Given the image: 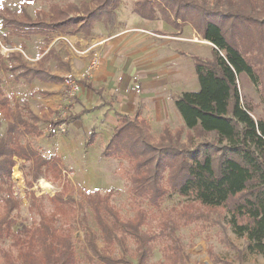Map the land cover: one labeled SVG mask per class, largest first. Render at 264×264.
Returning <instances> with one entry per match:
<instances>
[{
	"label": "trees",
	"instance_id": "trees-1",
	"mask_svg": "<svg viewBox=\"0 0 264 264\" xmlns=\"http://www.w3.org/2000/svg\"><path fill=\"white\" fill-rule=\"evenodd\" d=\"M40 1L49 2V10L39 9L35 17L24 4L20 13L9 7L0 8V24L18 33L57 30L91 35L97 21L108 30L114 28L122 0ZM133 1V12L140 17L163 19L176 27L189 23L213 45L212 57L193 55L199 89L182 92L175 98L183 125L175 131L165 127L156 137L140 113L135 116L117 113L119 123L104 156L128 164L126 179L137 213L130 218L120 215L111 202L114 188L105 193L97 189L89 191L85 202L92 209L105 242L101 248L87 223V214L78 217L77 211L85 204L73 196L64 197L70 182L63 180L65 174L58 157L43 155L34 144L23 139L28 134L42 133L38 120L20 106L13 110L4 91L5 78L0 75V114L9 120L0 130V264H84L78 256L73 233H64L55 225L60 216L66 215L67 203L69 220L83 224L85 229L84 255L89 261L187 264L177 235L178 223L200 221L208 213L192 215L183 208L175 221L169 217L161 219L157 232L149 226L146 220L149 215L142 208L143 201L160 208L165 197L173 192L184 197L185 203H196L210 210L225 209L233 231L246 237L247 248L264 255V118H256L254 108L242 102L238 82V75L246 71L257 84L255 68L249 59L262 54L263 43L257 46V36L251 41L250 31L252 27H264V0ZM258 49L261 53H256ZM11 55L8 61L12 57L18 61L13 71L19 67L22 68L19 75L29 78L38 75L39 71L29 68L21 57ZM7 60L0 54L4 69H9ZM62 121L53 123L58 125ZM184 131L188 133L187 143L182 140ZM210 134L213 138L206 139L205 135ZM195 135L204 138L193 143ZM16 158L22 160L28 188L40 177L54 176L62 183L60 192L50 197L53 212L46 215L42 209L38 210L40 220L33 225L12 215L20 207L12 176ZM35 202L34 199L32 205ZM214 221L213 224L218 220ZM145 225L149 227L146 229ZM6 240L11 241L13 249L3 245ZM157 242L162 245V259L148 263ZM224 242L232 244L228 239ZM115 244L120 246L117 255L109 251ZM208 253L214 263L233 264L221 259L211 247Z\"/></svg>",
	"mask_w": 264,
	"mask_h": 264
},
{
	"label": "crops",
	"instance_id": "crops-1",
	"mask_svg": "<svg viewBox=\"0 0 264 264\" xmlns=\"http://www.w3.org/2000/svg\"><path fill=\"white\" fill-rule=\"evenodd\" d=\"M131 17L133 24L124 22L120 29L113 31L106 29L103 24V31L108 33L104 37L96 32L97 25L102 23L97 21L91 35L52 30L47 31L43 38L24 39L16 44L6 43L7 54L0 49L4 61L14 54L21 57L29 68L39 71L33 78L19 75L22 68L12 70L18 66L16 57H12L11 61L7 60L9 69L0 65V75H4L5 82L6 72L10 73L9 81L13 86L6 89L5 82L3 86L5 94L11 99V107L15 111L20 106L23 112H31L36 116L42 132L39 136L25 135L23 139L34 144L43 155H56L63 172H67L66 168H69L67 174L72 181L76 178L75 169L71 164L72 159L64 150L69 149L68 144L74 142V136L81 138L88 151L97 152L99 159L107 164L109 160L118 161L104 156L105 147L119 123L117 113L130 116L140 113L150 124L153 133L156 127L177 129L183 125V119L175 106L176 96L185 91H197L200 87L196 82L193 55L211 57V54L202 55L177 49V45L194 47L198 44L193 33L200 34L189 23L176 27L168 22L162 24L159 19L148 20L139 16L141 20H138L133 14ZM51 35L54 37L51 38ZM101 39L106 41L99 46L101 61L98 68L91 78L80 82L77 96L69 101L65 94L64 77L69 72L79 73L86 67L91 54L82 51ZM210 48L213 49V45ZM187 58L190 59L189 72L184 66ZM65 106L69 110V117L65 122L66 131L53 134L48 127L56 121ZM8 122L0 114L1 130ZM16 160L15 169L19 175L17 179L23 182L22 160ZM97 176L92 188L88 187L91 183L89 175H86L84 183H78L89 191L114 188L105 185V179ZM106 178L108 181L112 180ZM242 238L241 245L230 238L228 240L232 244L225 243L230 247H237V262L218 254L219 257L233 264H246L245 256L253 254L259 264H264V255L251 252L247 248L246 237Z\"/></svg>",
	"mask_w": 264,
	"mask_h": 264
},
{
	"label": "rangeland",
	"instance_id": "rangeland-1",
	"mask_svg": "<svg viewBox=\"0 0 264 264\" xmlns=\"http://www.w3.org/2000/svg\"><path fill=\"white\" fill-rule=\"evenodd\" d=\"M213 1V0H210ZM24 4V7L35 17L36 11L39 9L49 10V2H42L40 0H0V8L9 7L14 11L21 12L20 6ZM133 0H122L121 5L118 8L117 12L120 18L117 17L115 26L113 29H120L121 24L126 22L127 24H133L131 15L135 16L138 20H141L140 17L133 13ZM161 20L162 24H165L166 21ZM122 22V23H121ZM191 25V24H190ZM192 26V25H191ZM252 27V25H251ZM104 25L103 23H99L97 25L96 32L100 33L103 37L107 36L108 33L103 31ZM164 32V31H161ZM48 32H40L34 34L27 33H18L13 32L10 29L3 27L0 24V49L4 54L8 53V47L6 43H14L16 44L20 40L24 39H36L43 38ZM251 41L254 37H258L257 41L259 43L257 46H261L263 43V52L262 54H258L252 56L249 59L250 64L255 68V77L257 78V84L252 80L251 76L243 71L238 75L239 88L241 92V96L243 98L242 102L249 103L253 108V113L256 118L263 117L264 118V27H252L250 31ZM37 35V36H35ZM54 37L51 35V38ZM193 38L197 40L198 44L194 47L177 45L178 50L182 49L183 51L195 52L202 55H210L212 57V49L210 48L212 43L209 40L204 39L201 35L199 36L197 33H193ZM263 40V41H262ZM210 42V43H209ZM261 42V43H260ZM172 44V48H173ZM260 49V48H259ZM257 50L256 53H261V50ZM184 66L187 68V71H190V59L187 58L185 60ZM187 72V73H188ZM5 76L7 77V81L5 82V88L9 89L13 85L9 81L10 73L6 72ZM4 77V75H3ZM196 82H198V77L196 75ZM59 114L56 119L59 118ZM55 122V121H53ZM49 129V127H48ZM162 127H156L154 130V135L158 137L159 132L163 130ZM1 130V127H0ZM173 130V129H172ZM174 129L173 131H175ZM160 132V133H161ZM204 137L196 136L193 139V143H198L203 140ZM206 139H212L213 135H205ZM107 139V138H106ZM183 142L187 143L188 141V133L184 131L182 134ZM72 143L68 144L69 149L64 150L66 154L72 159V166L75 169L76 178L74 181L68 176L67 172L70 171L69 168H66L67 172L63 175V180H68L70 182V188L67 192L64 193V197L73 196L77 201H82L85 205L83 209H79L77 211L79 219L82 218L83 213L87 214L88 225L91 227L92 231L97 235V243L103 248L105 246V242L101 237V231L94 219V214L91 208L85 202V195L89 192L88 189L81 186L79 182L84 183L86 179V175H89L90 184L89 188L94 187L97 175L99 177H103L105 179L104 183L107 186H114L115 192L111 197V202L115 205V208L119 210V213L124 218L133 217L137 211L134 205L133 200L130 197L128 183L126 179V169L128 168L127 163H120L118 161L109 160L107 164L99 159L97 152L90 150L87 148L86 143H83L81 138L78 136H74ZM68 157V158H69ZM22 163V162H21ZM123 166V167H122ZM117 168V171H114V168ZM107 169H110L114 172H109ZM116 170V169H115ZM115 173V174H114ZM14 179V195L20 202V207L18 210H15L12 215L17 217L19 221H22L26 224L33 225L40 220V214L38 213L40 209L46 215H50L54 210V204L50 201V197L60 192L62 188V183L59 180L55 179L54 176L46 178L40 177L32 188H28L26 185V180L24 177L23 182H19L17 169L15 166L13 167L12 173ZM112 178V180H106ZM62 180V182H63ZM95 190V189H93ZM108 191V190H107ZM105 193L106 191H102ZM33 196L36 200L35 205L33 203ZM32 202V203H31ZM186 199L184 197L179 196L177 193H171L167 195L161 205L160 208H154L147 204V202H142V208L145 211V215H149V218L146 220L149 222V226L154 229V231H159L161 228L160 222L161 219L170 218L173 221L178 218V214L181 212L183 208L191 213L192 215H197L201 213H208L206 218L202 217L200 221L184 223L183 220L178 224L177 235L181 240V245L183 246V255L187 264H214L211 257L208 255L207 250L209 247L213 249L215 254H219L222 257L231 259L237 262V247H230L225 244L224 240L230 238L237 245H241L242 236L237 235L231 225L228 223V219L225 216V209H214L210 210L208 208H204L200 205H195L191 203H185ZM66 203V202H65ZM68 203L64 206V210L66 215H62L59 217V220L56 222V227L66 233L71 232L75 236V245L77 248L78 256L82 263L84 264H102L100 261H89L85 258L84 255V247H85V229L83 224H77V222L73 220H69V211H68ZM175 209V211H174ZM161 216V217H160ZM168 220V219H167ZM214 220H218L217 223L213 224ZM215 222V221H214ZM221 222V225H220ZM85 225V224H84ZM223 225V226H222ZM148 225H145L144 228H148ZM224 227V228H223ZM7 249H13L11 246V241L6 240L3 244ZM119 245L115 244L112 249H110V253L117 255L119 253ZM130 248L133 251L134 245L131 243ZM162 259V245L157 242L154 246L153 253L148 259V263H154ZM246 264H259L258 259L254 258L253 254H249V256H245Z\"/></svg>",
	"mask_w": 264,
	"mask_h": 264
},
{
	"label": "built area",
	"instance_id": "built-area-1",
	"mask_svg": "<svg viewBox=\"0 0 264 264\" xmlns=\"http://www.w3.org/2000/svg\"><path fill=\"white\" fill-rule=\"evenodd\" d=\"M106 39L98 40L94 43H91L86 49L82 51V53H90V59L86 67L80 71L79 73L69 72L64 77V85L66 87L65 94L66 98L71 101L75 99L80 89V82L82 80H86L92 77L93 72L98 68L100 61H101V51L99 46L105 43ZM59 118L56 121L63 120L60 124L55 125L51 123L49 125V130L53 134H58L61 132L66 131L65 122L69 116L68 107H64L61 109L59 113Z\"/></svg>",
	"mask_w": 264,
	"mask_h": 264
}]
</instances>
